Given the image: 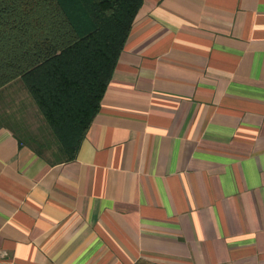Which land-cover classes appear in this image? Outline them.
I'll use <instances>...</instances> for the list:
<instances>
[{"label":"crops","instance_id":"1","mask_svg":"<svg viewBox=\"0 0 264 264\" xmlns=\"http://www.w3.org/2000/svg\"><path fill=\"white\" fill-rule=\"evenodd\" d=\"M0 251L264 264V0H144L72 160L21 79L0 89Z\"/></svg>","mask_w":264,"mask_h":264},{"label":"trees","instance_id":"2","mask_svg":"<svg viewBox=\"0 0 264 264\" xmlns=\"http://www.w3.org/2000/svg\"><path fill=\"white\" fill-rule=\"evenodd\" d=\"M0 0V89L21 79L68 160L87 133L144 0Z\"/></svg>","mask_w":264,"mask_h":264},{"label":"rangeland","instance_id":"3","mask_svg":"<svg viewBox=\"0 0 264 264\" xmlns=\"http://www.w3.org/2000/svg\"><path fill=\"white\" fill-rule=\"evenodd\" d=\"M71 3H73V4H75V1L74 0H72L71 1ZM21 86H15V88H16V91H18V92H21V88H20ZM2 103H4L5 104V101H2ZM21 105L20 104H16L15 106L16 107H18L19 108V110L21 111V118L26 114V113H24V111L25 110H27L28 109V107H29V104H31V102H29V100L27 99V97L26 98H22V100H21ZM5 106L6 105H4L3 107L5 108ZM24 119H26L27 121H26V123H27V126L25 127V128H21V127H16V129H17V131H19V134L21 135V136H23V138L24 139H26V140H28V139H34V137L33 136H36V138H39V135H38V130L39 129H34V128H32V126L28 123V121H30V120H28L27 118H24ZM36 118H34L33 120H34V122H33V124L34 125H39V126H41V129H40V131H41V136L43 135V134H46V132H47V130L45 129V126H44V124H43V122L41 121H39L38 122V120L39 119H37V120H35ZM23 120V119H22ZM37 128V127H36ZM28 138V139H27ZM35 138V139H36ZM53 139V138H52ZM51 139V140H52Z\"/></svg>","mask_w":264,"mask_h":264},{"label":"built area","instance_id":"4","mask_svg":"<svg viewBox=\"0 0 264 264\" xmlns=\"http://www.w3.org/2000/svg\"><path fill=\"white\" fill-rule=\"evenodd\" d=\"M6 256V253L0 251V258Z\"/></svg>","mask_w":264,"mask_h":264}]
</instances>
